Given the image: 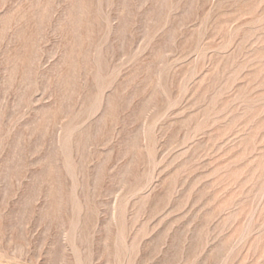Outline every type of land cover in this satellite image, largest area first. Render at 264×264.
<instances>
[{
  "label": "rangeland",
  "instance_id": "rangeland-1",
  "mask_svg": "<svg viewBox=\"0 0 264 264\" xmlns=\"http://www.w3.org/2000/svg\"><path fill=\"white\" fill-rule=\"evenodd\" d=\"M0 264H264V0H0Z\"/></svg>",
  "mask_w": 264,
  "mask_h": 264
}]
</instances>
